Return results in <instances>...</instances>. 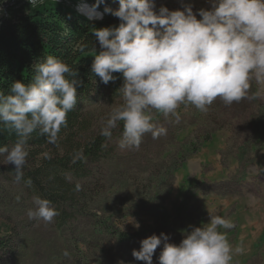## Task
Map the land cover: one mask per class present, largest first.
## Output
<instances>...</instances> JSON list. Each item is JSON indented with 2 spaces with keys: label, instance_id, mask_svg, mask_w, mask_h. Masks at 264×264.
I'll list each match as a JSON object with an SVG mask.
<instances>
[{
  "label": "clouds",
  "instance_id": "1",
  "mask_svg": "<svg viewBox=\"0 0 264 264\" xmlns=\"http://www.w3.org/2000/svg\"><path fill=\"white\" fill-rule=\"evenodd\" d=\"M102 2L97 0L93 11ZM207 3L208 9L195 13L191 5L183 11L164 6L156 10L153 0H118L117 10L104 9L120 23L94 30L102 50L95 54L92 49L91 72L105 85L116 79L113 73L122 74L117 90L122 103L102 118L100 129V135L110 139L112 130L122 124L120 149L139 150L146 133L153 139L166 134V128L153 122L154 114L178 121L181 106L203 113L217 98L231 106L259 95L249 97V89L252 80L264 85V0ZM76 75L65 62L48 55L33 65L29 83L15 81L7 94L0 90V130L16 137L11 146H0V157L14 166L16 183L24 176L32 133L55 145L61 128L67 126L81 83ZM24 183L30 187L32 181ZM33 205L26 213L30 220L50 223L59 215L50 200L34 196ZM233 227L231 221L209 215V222L187 232L179 245L168 243L169 237L161 233L140 241L139 251L131 254L153 264L155 250L163 243L158 264H232L233 255L244 250L233 248L220 229Z\"/></svg>",
  "mask_w": 264,
  "mask_h": 264
},
{
  "label": "rangeland",
  "instance_id": "2",
  "mask_svg": "<svg viewBox=\"0 0 264 264\" xmlns=\"http://www.w3.org/2000/svg\"><path fill=\"white\" fill-rule=\"evenodd\" d=\"M109 1L105 8L117 10L118 0ZM153 2L156 10L183 11L191 5L195 13L209 8L207 0ZM255 93L256 99L231 106L217 98L203 113L181 106L178 121L154 114L153 122L166 128V134L153 139L146 133L135 151L118 147L120 124L108 139L105 158L88 165L90 176L79 184L69 181L79 191L74 206L62 208L63 222L61 209L50 223L28 218L35 195L15 182L14 166L0 157V237L11 233L17 240L8 264H144L131 254L143 239L163 233L168 243L179 245L187 232L209 222V215L221 209L231 214L232 205L248 200L241 193L264 187V128L258 125L264 124V85L252 80L249 97ZM120 103L121 97L104 96L86 102L82 142L100 135L102 118ZM46 152L52 154L51 148ZM31 165L27 157L24 168ZM162 248L163 243L155 250L153 264ZM232 262L264 264V238L250 255Z\"/></svg>",
  "mask_w": 264,
  "mask_h": 264
},
{
  "label": "trees",
  "instance_id": "3",
  "mask_svg": "<svg viewBox=\"0 0 264 264\" xmlns=\"http://www.w3.org/2000/svg\"><path fill=\"white\" fill-rule=\"evenodd\" d=\"M109 2L103 0L95 9L103 13L102 19L88 20L75 7L81 3L92 7L97 0H38L35 5L29 0H0V90L7 94L13 82L29 83L33 65L48 55L73 68L77 73L74 78L81 82L77 87V103L67 114V126L61 128L57 143L48 144L38 132L32 133L27 147L32 165L23 169L21 180L25 185L24 181L30 178L32 184L25 185L26 188L35 196L50 200L57 211L61 209V222L65 221L62 208L75 204L78 182L90 176L88 165L105 158L107 152L108 139L102 135L82 142L81 136L86 132L81 126L83 107L95 96L112 100L121 97L117 90L123 84L122 74L113 73L116 79L105 85L91 72L92 49L95 54L102 50L94 30L116 27L120 23L104 12ZM258 125L264 128L263 123ZM15 139L14 134L0 130V146H11ZM49 148L52 154L46 152ZM78 153H82V158H77ZM70 180L78 184H71ZM58 228L62 229L61 223ZM16 248L13 234L0 237V264H8Z\"/></svg>",
  "mask_w": 264,
  "mask_h": 264
},
{
  "label": "crops",
  "instance_id": "4",
  "mask_svg": "<svg viewBox=\"0 0 264 264\" xmlns=\"http://www.w3.org/2000/svg\"><path fill=\"white\" fill-rule=\"evenodd\" d=\"M240 196H244L248 200L245 204L238 203L236 207L232 205V208H230L234 213L230 214V209L227 211L221 209L216 214L223 213L228 215L222 217L231 221L234 227L232 229H220V231L225 233L227 240L233 248L239 246L244 250L242 254H234L233 260L238 256L250 255L252 253V246L255 247L264 238V187L258 188V190L254 189L251 193H241ZM207 223L204 222L203 224ZM232 240H236L237 242L232 244ZM244 246L250 249L245 250ZM234 264L237 263L234 262Z\"/></svg>",
  "mask_w": 264,
  "mask_h": 264
},
{
  "label": "bare ground",
  "instance_id": "5",
  "mask_svg": "<svg viewBox=\"0 0 264 264\" xmlns=\"http://www.w3.org/2000/svg\"><path fill=\"white\" fill-rule=\"evenodd\" d=\"M84 11H85V14L89 16L90 18L93 16L94 11L91 9V7L87 6Z\"/></svg>",
  "mask_w": 264,
  "mask_h": 264
},
{
  "label": "built area",
  "instance_id": "6",
  "mask_svg": "<svg viewBox=\"0 0 264 264\" xmlns=\"http://www.w3.org/2000/svg\"><path fill=\"white\" fill-rule=\"evenodd\" d=\"M53 1H60V0H53ZM78 12L81 13V9L80 10L78 9Z\"/></svg>",
  "mask_w": 264,
  "mask_h": 264
}]
</instances>
